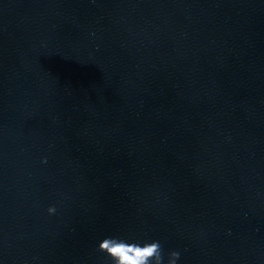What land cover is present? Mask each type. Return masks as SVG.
Masks as SVG:
<instances>
[{"label":"clouds","instance_id":"9594fccd","mask_svg":"<svg viewBox=\"0 0 264 264\" xmlns=\"http://www.w3.org/2000/svg\"><path fill=\"white\" fill-rule=\"evenodd\" d=\"M49 214H54V207L48 208ZM97 251L105 254L110 264H177L179 251H169L165 261V251L159 240L136 241L120 236L103 238Z\"/></svg>","mask_w":264,"mask_h":264}]
</instances>
